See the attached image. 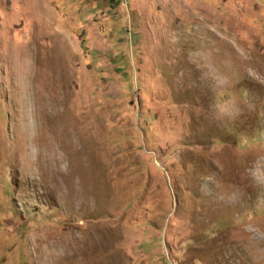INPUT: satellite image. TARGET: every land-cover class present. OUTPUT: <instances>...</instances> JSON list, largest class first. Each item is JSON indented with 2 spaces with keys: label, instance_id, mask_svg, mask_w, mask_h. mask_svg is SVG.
<instances>
[{
  "label": "rangeland",
  "instance_id": "374dc122",
  "mask_svg": "<svg viewBox=\"0 0 264 264\" xmlns=\"http://www.w3.org/2000/svg\"><path fill=\"white\" fill-rule=\"evenodd\" d=\"M200 64L257 111L210 124ZM254 81L264 0H0V264H255L210 182L264 153Z\"/></svg>",
  "mask_w": 264,
  "mask_h": 264
},
{
  "label": "clouds",
  "instance_id": "9594fccd",
  "mask_svg": "<svg viewBox=\"0 0 264 264\" xmlns=\"http://www.w3.org/2000/svg\"><path fill=\"white\" fill-rule=\"evenodd\" d=\"M201 83L206 88L209 101L204 116L210 124L225 126L235 124L242 117L257 111L262 101L248 92H237L238 80L233 73L218 68L213 72L206 64L199 65ZM264 87V82L254 81ZM215 185L214 199L220 205L236 208L247 199H252V207L256 216L242 220L244 225V243L251 250V258L255 264L264 261V225L257 222V217L264 218V153H255L244 170V183L224 185L212 178ZM206 194L210 192L207 184L202 186ZM254 194V199L252 198ZM248 225H251L249 227Z\"/></svg>",
  "mask_w": 264,
  "mask_h": 264
}]
</instances>
